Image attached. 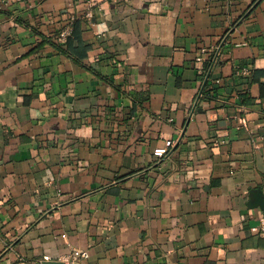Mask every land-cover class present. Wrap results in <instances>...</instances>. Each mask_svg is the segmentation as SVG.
<instances>
[{
  "label": "crops",
  "instance_id": "obj_1",
  "mask_svg": "<svg viewBox=\"0 0 264 264\" xmlns=\"http://www.w3.org/2000/svg\"><path fill=\"white\" fill-rule=\"evenodd\" d=\"M81 1L0 0V264H264V0Z\"/></svg>",
  "mask_w": 264,
  "mask_h": 264
},
{
  "label": "built area",
  "instance_id": "obj_2",
  "mask_svg": "<svg viewBox=\"0 0 264 264\" xmlns=\"http://www.w3.org/2000/svg\"><path fill=\"white\" fill-rule=\"evenodd\" d=\"M106 0H82L81 1V10L78 14L71 17L70 22L75 19V17H82L85 21H88V23H91L92 18L94 16L95 10ZM70 22L68 26H66L64 29H61L56 36H54V40L57 42H63L67 38V36L71 33V26ZM198 60H202V57L199 56L197 58ZM240 73H247L248 68L242 67L239 71ZM239 121L241 125L244 127H248L249 123L248 120L240 116ZM250 230L255 235H263L264 236V216H261L259 218L258 223L252 225L250 227ZM89 258V252L87 249H73L70 253L65 255L62 259L65 264H86L85 260ZM45 260H51L50 256H45ZM33 264V263H31Z\"/></svg>",
  "mask_w": 264,
  "mask_h": 264
},
{
  "label": "trees",
  "instance_id": "obj_3",
  "mask_svg": "<svg viewBox=\"0 0 264 264\" xmlns=\"http://www.w3.org/2000/svg\"><path fill=\"white\" fill-rule=\"evenodd\" d=\"M85 20L82 17H75L71 21V33L67 36L65 41L57 42L54 39H49V41L54 44L58 50L61 52L67 53L77 60H84L87 57L89 51V45L85 43L83 38V27ZM209 65L206 64V67ZM264 76L263 70H255L250 79V84L258 82L260 84V97L264 99V82L261 81V78ZM243 103L251 104L253 101L252 96L249 91L242 94Z\"/></svg>",
  "mask_w": 264,
  "mask_h": 264
},
{
  "label": "water",
  "instance_id": "obj_4",
  "mask_svg": "<svg viewBox=\"0 0 264 264\" xmlns=\"http://www.w3.org/2000/svg\"><path fill=\"white\" fill-rule=\"evenodd\" d=\"M43 264H65V262L51 260V261H44Z\"/></svg>",
  "mask_w": 264,
  "mask_h": 264
}]
</instances>
